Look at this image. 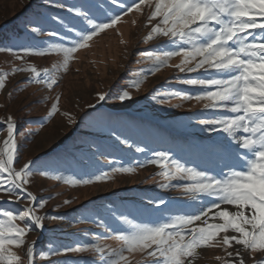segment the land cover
Returning <instances> with one entry per match:
<instances>
[{
  "label": "rangeland",
  "instance_id": "obj_1",
  "mask_svg": "<svg viewBox=\"0 0 264 264\" xmlns=\"http://www.w3.org/2000/svg\"><path fill=\"white\" fill-rule=\"evenodd\" d=\"M56 3H63L66 8L55 7ZM73 5L89 9L100 19L122 13V9L113 5L111 0H0V48L13 49L12 52H0V70L10 72L12 68L27 65H34L38 70L52 69L58 64L62 59L60 55H27L22 49L66 43L65 30L50 18L59 16L66 21L73 20L72 13L67 10ZM148 12L145 7L143 15L132 12L123 16L116 26L95 36L89 47L75 53L68 70L57 74V83L51 89L30 82V72L17 71L8 77L5 88L0 91V118L6 120L12 116L16 124L14 167L19 170L28 161L35 162L26 188L36 196L32 203L21 192L23 199L13 203L14 196L10 198L0 193V208L18 211L31 204L38 215L45 217L43 229L33 226L26 236L27 241H36L34 264H90L96 259L93 252L64 254L62 249L81 246L97 236L109 237L105 228L99 226V219L112 229L125 227L113 212L117 217L125 213L138 222H151L156 221L161 212L169 215L191 210V202L178 188L160 187V184L168 183L159 174L161 169L145 163L153 152L170 151L182 163L212 170L213 174L222 167V161L213 154L212 148L223 152L220 144L227 142L225 134L207 131L199 124V120L212 118L218 113L204 109L205 101H183L177 97L156 95L175 91L195 93L197 89L180 81L200 76L203 70L181 73L176 68L164 67L155 74L149 71L151 62H145L140 53L156 49L165 44L167 38L143 42L151 27H145ZM35 26L41 27L42 33H33L31 28ZM49 31L60 35L50 37L47 35ZM17 55H22L23 59H17ZM180 60L181 57H174L170 64H178ZM139 77H144V81L137 91L131 82ZM122 90L130 91L132 99L118 100ZM99 93H107V98L100 101ZM154 95L156 99H153ZM57 96L59 111L49 116ZM176 104L182 106L175 107ZM64 113H69L74 122L70 123ZM126 115L149 126H157L161 134L170 137V141H178L181 149L159 146L146 137L136 136L135 125ZM6 137V124L0 123V147ZM124 139L128 144L122 142ZM184 143L192 145L188 147L193 150L191 153L182 150ZM137 146L145 151H136ZM120 166H132L136 171L116 173L111 180L89 185L74 186L65 182L72 177L88 178L101 170L111 173L113 167ZM224 171L228 170L225 168ZM57 176L64 179H56ZM177 183L172 181L171 185ZM154 199H163L166 205L153 211L157 206L150 201ZM66 200L71 203L65 204ZM41 201H46L43 207H40ZM222 208L235 210L228 205H222ZM18 223L23 226V222ZM104 243L118 247L119 242L105 238ZM50 249H60L61 254L46 255ZM16 251L22 256L23 264H27L25 249ZM200 252L196 264H220L215 257H226L220 248ZM256 257L259 258L260 254ZM131 259L132 264H139L143 256L137 253ZM246 264H251V258L246 257Z\"/></svg>",
  "mask_w": 264,
  "mask_h": 264
},
{
  "label": "snow or ice",
  "instance_id": "obj_2",
  "mask_svg": "<svg viewBox=\"0 0 264 264\" xmlns=\"http://www.w3.org/2000/svg\"><path fill=\"white\" fill-rule=\"evenodd\" d=\"M111 3L118 5L122 13L100 19L89 9L73 5L67 9L73 20L51 17V22L65 30L67 42L52 43L45 48H23L22 52L39 56L57 54L62 57L60 62L52 69L38 70L34 65H27L12 68L10 72L0 70V91L5 88L8 77L17 71L30 72V82L51 89L57 83V74L68 70L75 53L89 47L95 36L116 26L123 16L132 12L143 15L147 7L145 27H151L143 42L167 38L165 44L140 53L145 62H151L149 71L155 74L164 67L176 68L181 73L203 70L200 76L180 81L197 89L195 93L175 91L156 95L183 101H205L204 109L218 114L199 120V124L207 131L224 133L227 142L220 144L223 152L212 148L213 154L222 161L216 174L206 168L188 166L170 151H155L145 162L161 169L159 174L168 183H162L160 187L178 188L191 202V210L169 215L161 212L160 217L151 222H138L125 213L117 217L113 212L125 227L112 229L99 219V226L105 228L109 237L97 236L81 246L64 247L63 253L91 251L96 259L90 264H132L131 257L137 253L143 256L139 264H196L200 250L220 248L226 253V257H215L220 264H246V257L251 258V264H264V0H131L130 3L111 0ZM54 6L66 8L63 3ZM31 31L42 33L43 30L35 26ZM47 35L58 37L60 33L49 31ZM5 51L12 52L13 49L0 48V52ZM177 56L181 57L180 63L170 64ZM16 58L23 59V56ZM143 81L144 77L133 80L132 87L138 91ZM107 95L99 93V100L104 101ZM117 99L131 100L132 94L122 90ZM58 111L59 96L52 104L49 116ZM64 115L69 117L70 123L74 122L69 113ZM0 123L6 124L7 130V137L0 147V193L10 198L14 196L15 200L11 202L18 203L23 199V192L34 203L36 196L26 185L30 183L35 162L30 160L19 170L14 167L16 124L12 116L6 120L0 118ZM122 142L128 144L127 139ZM136 151L144 152L145 149L137 146ZM135 171L132 166L113 167L111 173L101 170L88 178L72 177L65 182L74 186L89 185L111 180L116 173ZM56 179L64 178L57 176ZM172 181L178 183L171 185ZM45 203L41 201L40 207ZM150 203L157 206L153 211L166 205L163 199H154ZM222 205L232 206L235 210L222 208ZM216 219L221 222H209ZM44 220L45 217L38 215L31 204L18 211L0 208V264H23L16 249H25L27 264H34L36 241L29 242L26 236L33 226L43 229ZM18 221L23 222V226ZM230 232L233 234L229 235ZM105 238L119 242L118 247L104 243ZM230 248L233 251H229ZM52 254L60 255L61 250L50 249L46 255Z\"/></svg>",
  "mask_w": 264,
  "mask_h": 264
},
{
  "label": "trees",
  "instance_id": "obj_3",
  "mask_svg": "<svg viewBox=\"0 0 264 264\" xmlns=\"http://www.w3.org/2000/svg\"><path fill=\"white\" fill-rule=\"evenodd\" d=\"M1 36V35H0ZM130 122L135 125V128L137 130L136 136H143L146 137L148 141L154 142L157 145L161 146H170L174 149L180 148V146L177 144L178 141H170V137L164 135L163 133L159 131V128L157 126H149L147 123H144L143 121L133 118L129 115H126ZM156 135H152V134ZM160 134V135H157ZM185 147H183L182 150H188L189 153H191L193 150H190V143L186 144L184 143ZM192 146V145H191ZM189 147V148H188ZM181 150V151H182ZM180 151V150H179Z\"/></svg>",
  "mask_w": 264,
  "mask_h": 264
}]
</instances>
